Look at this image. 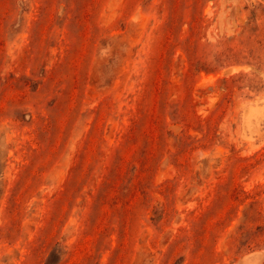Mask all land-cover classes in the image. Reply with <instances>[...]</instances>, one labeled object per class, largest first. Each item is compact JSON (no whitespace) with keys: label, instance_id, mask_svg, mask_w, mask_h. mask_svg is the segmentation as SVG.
Listing matches in <instances>:
<instances>
[{"label":"rangeland","instance_id":"rangeland-1","mask_svg":"<svg viewBox=\"0 0 264 264\" xmlns=\"http://www.w3.org/2000/svg\"><path fill=\"white\" fill-rule=\"evenodd\" d=\"M0 264H264V0H0Z\"/></svg>","mask_w":264,"mask_h":264}]
</instances>
